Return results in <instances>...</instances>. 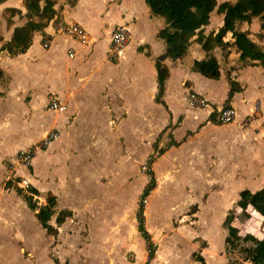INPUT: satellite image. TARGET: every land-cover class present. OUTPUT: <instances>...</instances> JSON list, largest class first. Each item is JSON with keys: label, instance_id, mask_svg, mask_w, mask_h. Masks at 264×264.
<instances>
[{"label": "crops", "instance_id": "0c3cea01", "mask_svg": "<svg viewBox=\"0 0 264 264\" xmlns=\"http://www.w3.org/2000/svg\"><path fill=\"white\" fill-rule=\"evenodd\" d=\"M51 1L54 19L35 32L24 53L15 56L2 48L15 28L28 23L27 9L24 0L0 1V174L5 171L3 161L7 158L11 163L14 158L10 157L23 150L16 146L10 151L4 142L16 117L29 135L11 137L15 143L28 138L23 140L28 143L24 149L51 132L58 133L57 139L34 155L33 174L28 167L13 168L15 177H27L37 191L33 197L40 199L35 200L38 208L52 206L48 223L57 235H48L36 217L38 211L30 209L24 198L8 193L0 201V217L5 219L0 222V264H14V253L21 264H40L38 248L32 244L33 231L19 219L20 211L27 212L28 221H35L50 239L42 264H200L196 255L205 264H232L224 253L227 227H236L241 237H264V218L250 206V217L239 219L236 205L242 191L264 190V69L242 64L243 48L233 45V34L247 31L264 49V35L258 38L259 20L251 24L228 20L223 42L231 46L225 55L215 40L225 16L216 8L209 25L191 36L186 56L173 60L158 38L165 21L152 15L146 0H77L73 6L74 0ZM228 1L237 0L217 3ZM7 9L19 13L6 14ZM34 19L32 15V21H39ZM72 23L87 32L86 44L57 29ZM116 25L126 26L130 39L110 60ZM209 35L213 42L204 48ZM46 37L53 39L48 48L43 47ZM70 51L74 53L71 58ZM208 55L220 66L216 80L196 70V63ZM157 62L169 69L163 103L156 102ZM231 82L241 90L228 100ZM191 93L204 98L207 106H190L184 97ZM51 96L66 103V110L50 111ZM226 106L235 109V119L218 124L217 115ZM18 110L22 112L11 114ZM37 115L50 116V126L37 127ZM246 118L251 124L243 128L239 123ZM98 125L103 129L96 132ZM32 133L37 138L30 139ZM123 144L130 146L132 154L124 166ZM144 153L155 156L152 170L159 179L142 215L154 247L151 260L136 220L138 188L144 183L138 162ZM20 167L24 172L18 171ZM106 171L114 177L107 189L81 178ZM47 196L55 200L49 203ZM62 211L71 215L57 225Z\"/></svg>", "mask_w": 264, "mask_h": 264}, {"label": "trees", "instance_id": "16d2710c", "mask_svg": "<svg viewBox=\"0 0 264 264\" xmlns=\"http://www.w3.org/2000/svg\"><path fill=\"white\" fill-rule=\"evenodd\" d=\"M41 1L42 0H24V5L27 9L26 16L28 18V23L22 27L15 28L11 40L3 46L2 49L8 53V55L15 56L24 53L31 45L35 32L43 30L44 27L54 19V2L51 0H44V4L41 6ZM76 1L77 0L72 1L71 6H73ZM146 3L152 15L160 16L165 21V26L158 32V38L166 45L169 56L173 60H182L186 56L188 48L192 43L191 36L209 25L211 13L216 8L218 14L225 16L224 25L221 29L222 32L217 35L215 39L224 53L227 51V48L231 46L223 42V37L228 32V20L251 24L253 19L257 18L260 23L258 38L262 39L264 35V0H237L234 3L223 2L221 4H218L217 0H146ZM17 13H19V11L15 9L6 10V14L15 15ZM32 15L35 16L34 20L39 21H32ZM7 20L9 22V18H7ZM41 21L42 23H37ZM233 38V45H240L243 48L239 56V61L244 65L257 64L264 69V49L249 38V32L238 31L233 34ZM213 39V35H209L204 43V48H207L208 45L213 42ZM248 59L250 62H248ZM196 70L208 79L216 80L220 77L219 63L212 55H208L202 61L197 62ZM156 71V81L158 85L156 102L163 103L161 98L165 91V82L169 75V69L161 62H157ZM2 77L3 74L0 71V79ZM240 90L241 87L237 83L231 82L228 100L231 99L235 92ZM213 118L214 115L212 119ZM148 175L150 177V182L144 190L142 200L145 199L155 187L153 172L148 173ZM17 192L22 195L20 190H17ZM27 192H29V195H22L27 205L30 209L38 211L36 217L48 235L56 236L57 229L48 223L53 214L52 206L48 204L38 208L36 201L33 199V195H37V191L30 186ZM52 202V200L49 201V203ZM236 205L240 210V214L238 215L239 219L244 220L250 217L248 213V208L250 206L264 218V190L256 193H252L249 190L242 191ZM140 208L143 209L142 202ZM70 215V212L67 211L60 212L56 218V224H62ZM138 222L139 230L149 249L148 259L151 260L154 255V247L149 234L144 229L143 216L138 219ZM227 229L228 235L225 239L226 249L228 247L235 248L241 243H246L247 247L242 248V252L245 254L244 260H248L253 264H264V237L258 239L251 234H246L244 237H241L236 227L229 226ZM196 259L200 264H205L203 258L199 255H196Z\"/></svg>", "mask_w": 264, "mask_h": 264}, {"label": "rangeland", "instance_id": "374dc122", "mask_svg": "<svg viewBox=\"0 0 264 264\" xmlns=\"http://www.w3.org/2000/svg\"><path fill=\"white\" fill-rule=\"evenodd\" d=\"M225 1V0H224ZM229 2V1H228ZM42 23V21H41ZM45 40V39H44ZM44 42V41H43ZM113 59V58H110V60ZM40 106H42V103L40 104ZM42 108V107H41ZM16 110V109H15ZM16 112L17 113H21L22 111H12L11 114H14V116L16 115ZM35 112H33L34 114ZM37 113H40L39 111ZM95 118V117H94ZM94 118H92V122H95ZM34 120V119H33ZM51 117L50 116H38L36 117L35 119V122L37 125V127H44V126H47L49 127L50 126V123H51ZM97 124H99V122H97ZM103 129V125H98L97 128H96V132H99L100 130ZM25 133L26 135L28 134L29 135V132H27V128L25 127L24 125V122L16 117V121L13 122L12 124V127L7 131V136L6 138H4V142L6 143V146H7V149L11 151V149H13L14 147L18 146L17 148L19 147H22L24 149V147H26L25 145L28 146V143H23V140H27L28 138H24V137H21L22 139V142L19 143V141H16L15 143V140L13 141L11 135L12 134H23ZM37 135H35L34 133H32L30 139H35L37 138L36 137ZM11 137V138H10ZM12 139V140H11ZM159 147V146H157ZM122 148V151H123V156H122V161H121V164L124 166V164H128L131 160V157H132V154H131V150H130V146H127L125 144H123L121 146ZM20 151V150H19ZM73 153H78V151L76 150V148H74L72 150ZM18 153V152H17ZM16 153V154H17ZM16 154L14 153L10 158H16ZM146 153L143 154L142 156V159L138 162V170H139V174L141 176H143V179H144V183L140 184L138 190V210L136 211V220L138 221L139 218L142 217L143 215V209L140 208V204L141 202L143 203V208L147 202V197H145V199L142 200V196H143V193H144V190L146 189L147 185L149 184L150 180H149V175H148V170L151 169V173L153 172L152 170V165L151 167L148 169H144V166L146 165V158L148 156H151L153 158V161L155 159V156L154 155H147ZM7 159V158H6ZM4 160L3 163H5V171L3 172L2 170V173L0 174V201L1 199H4L6 197H8V193H11V192H14L17 197L23 199L22 195L25 194V195H29V192H27V190L29 189L30 186H32L30 183H29V179H27V177H20V176H17L15 177L14 176V172H13V169H12V173L9 172L10 168H11V163L14 162V159L12 160L11 163H9L10 160ZM33 161V160H32ZM152 161V162H153ZM153 164V163H152ZM21 165V164H20ZM17 167V166H16ZM29 168V173L33 174L34 173V168H33V165L30 164L28 166ZM18 171H21V172H24V167H20L18 169ZM77 178H80L79 175L76 176ZM69 178V176H68ZM82 180L84 179H88L90 180L91 184L96 186V187H103V188H109L111 184H113V181H114V177H113V172H109V171H106V172H102L98 175H93V176H89V178H87V176L85 177H81ZM155 178V187L154 189L156 188L158 182H159V179ZM24 181H27L28 184L24 183ZM91 189H94V188H91ZM153 189V190H154ZM16 190H20L21 194L22 195H19ZM151 193V192H150ZM49 197V200L53 201L55 200L53 197L51 196H47ZM34 200H36L37 202H40V199L38 197H34L33 198ZM19 201L18 198H16V204L17 202ZM142 214V215H141ZM2 217H0V222L2 221H5L3 215H1ZM19 219L25 223V225H27V229L28 230H32L33 231V242L32 244L34 245V247L38 248V255H37V262H39L40 264H42V261H43V252H44V249H45V245L46 244H49V241L50 239L47 238L45 236V233L41 230L40 226L37 225L36 223V227H35V224L34 222H30L28 221V214L27 212L24 213L23 211H20V215H19ZM55 225V224H54ZM259 234V233H258ZM244 247H247V244L244 243ZM15 248V247H13ZM12 248V249H13ZM17 251H19V248L17 249ZM19 254H23L22 253V250L21 252L19 251ZM11 259H12V262H14V264H21L20 262V257L18 254L14 253V254H11ZM50 256L52 258H55L54 256V253L52 252L50 254ZM240 256V254H239ZM27 258H29V260L33 261V258H31V256L29 255H26ZM241 258H245V254L242 252V257ZM231 262H235L234 264H242L240 260H237V261H234L232 259H230ZM32 264H34L32 262Z\"/></svg>", "mask_w": 264, "mask_h": 264}, {"label": "built area", "instance_id": "2783aa9c", "mask_svg": "<svg viewBox=\"0 0 264 264\" xmlns=\"http://www.w3.org/2000/svg\"><path fill=\"white\" fill-rule=\"evenodd\" d=\"M57 29L60 32H63L72 38L76 39L82 44H86L88 41V35L87 32L78 24L72 23L67 26L59 25ZM130 39V33L126 26L124 25H116L112 31L111 36V43H110V58H116L128 45ZM52 37H46L43 42V47L48 48L52 44ZM74 53L72 51L69 52V57H73ZM184 100L192 107L197 108H203L207 106V102L204 98L191 93L188 94L186 97H184ZM47 108L50 111L55 112H63L66 110L67 105L66 103H61L56 97L51 96L48 99V105ZM235 119V109L231 106L223 108L217 115L216 122L218 124H229L232 123ZM251 124L250 118H246L243 121L239 123V125L243 128L249 127ZM58 133L57 132H51L46 137H44L42 140H39L35 143H33L30 147L27 149H23L18 151L16 154V158L14 159V162L11 163V168L9 172L12 173V169L15 165H20L24 167H28L30 164H32V160L34 158V155L37 151L42 150L49 146L51 142L55 139H57ZM153 158L151 156H148L146 158V165L144 166V169L150 168L152 165ZM14 170V169H13ZM151 169L148 170V173H150ZM24 183L28 184L27 181H24ZM242 248H244V243L239 244L235 248L228 247L225 250V255L230 259L237 261L240 260L242 264H253L252 262L248 260H244L242 257ZM148 254L149 249L147 247ZM240 254V256H239ZM231 262V261H230ZM235 263V262H232Z\"/></svg>", "mask_w": 264, "mask_h": 264}]
</instances>
